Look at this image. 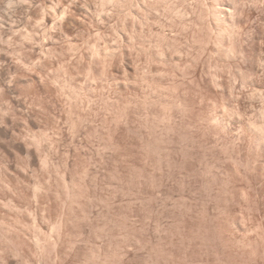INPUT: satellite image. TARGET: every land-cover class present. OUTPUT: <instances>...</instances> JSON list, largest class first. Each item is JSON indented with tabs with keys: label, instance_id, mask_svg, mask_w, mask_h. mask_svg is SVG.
<instances>
[{
	"label": "rangeland",
	"instance_id": "1",
	"mask_svg": "<svg viewBox=\"0 0 264 264\" xmlns=\"http://www.w3.org/2000/svg\"><path fill=\"white\" fill-rule=\"evenodd\" d=\"M13 2L0 236L39 264H264V28L216 0H97L102 24L74 3L89 39L71 0Z\"/></svg>",
	"mask_w": 264,
	"mask_h": 264
},
{
	"label": "clouds",
	"instance_id": "2",
	"mask_svg": "<svg viewBox=\"0 0 264 264\" xmlns=\"http://www.w3.org/2000/svg\"><path fill=\"white\" fill-rule=\"evenodd\" d=\"M78 2L82 8L91 12V15L96 18L95 22L98 21L101 24L103 21L99 20V10L106 7V5L98 3L97 0H82V2L81 0H71L65 10L67 16H71L73 21H79L81 31L89 34V39H91L90 34L94 30V21L88 15H76L75 12L71 11L73 4ZM0 3H5L9 9L15 7L13 0H0ZM93 4H95L98 11L92 12L89 6ZM197 7L203 6L197 5ZM212 11L219 21L231 20L233 22L231 28L228 29L233 33L243 32L244 28H248L252 24L264 28V0H216ZM253 16L255 19L252 18ZM59 19L63 20L64 16L62 15ZM240 25L243 27H240ZM221 102L228 103L227 100H221ZM216 107L218 108L219 104ZM43 115L44 113H40L37 118H42ZM261 235L264 237V233ZM17 248L18 245L8 235L0 236V261H3V264H39L38 256L34 258L29 252L21 254L17 251Z\"/></svg>",
	"mask_w": 264,
	"mask_h": 264
}]
</instances>
